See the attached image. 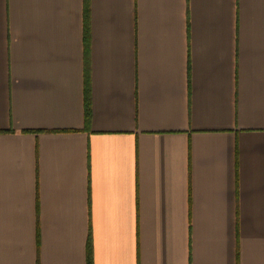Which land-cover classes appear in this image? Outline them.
<instances>
[{"label":"crops","instance_id":"crops-1","mask_svg":"<svg viewBox=\"0 0 264 264\" xmlns=\"http://www.w3.org/2000/svg\"><path fill=\"white\" fill-rule=\"evenodd\" d=\"M89 235L93 264H264V0H0V264Z\"/></svg>","mask_w":264,"mask_h":264},{"label":"trees","instance_id":"trees-1","mask_svg":"<svg viewBox=\"0 0 264 264\" xmlns=\"http://www.w3.org/2000/svg\"><path fill=\"white\" fill-rule=\"evenodd\" d=\"M86 117L87 119L90 116V104L89 99L87 98L86 101ZM87 264H93V254H92V245H91V235H89L88 242H87Z\"/></svg>","mask_w":264,"mask_h":264}]
</instances>
